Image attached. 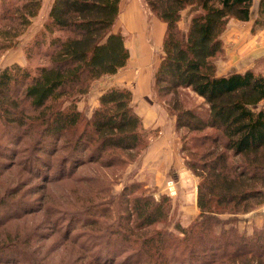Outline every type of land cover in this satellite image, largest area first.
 Wrapping results in <instances>:
<instances>
[{
    "label": "trees",
    "instance_id": "trees-1",
    "mask_svg": "<svg viewBox=\"0 0 264 264\" xmlns=\"http://www.w3.org/2000/svg\"><path fill=\"white\" fill-rule=\"evenodd\" d=\"M120 1L52 0L21 46L25 63L0 69V264H264V224L248 230L238 222L239 214L264 202L263 64L227 73L217 64L228 20H248L253 0H142L166 23L151 89L174 115L180 153L197 177L198 212L188 223L171 221L170 194L132 179L111 199L50 218L49 226L69 242L67 260L46 261L49 250L38 257L30 243L49 235L37 234V223L10 227L39 213L44 223L58 210L45 202L43 184L90 180L89 194L101 193L97 173L85 177L77 170L92 162H122L127 169L149 144L154 130L144 126L128 86L105 88L89 114L77 106L94 80L130 58L125 34L114 29ZM42 2L0 0V55L18 46ZM195 5L181 26L184 10ZM256 26L264 27V0ZM185 90L201 102L186 106ZM15 165L27 179L10 173ZM32 176L45 182H30ZM89 228H102L105 240L86 246L81 235Z\"/></svg>",
    "mask_w": 264,
    "mask_h": 264
},
{
    "label": "crops",
    "instance_id": "crops-1",
    "mask_svg": "<svg viewBox=\"0 0 264 264\" xmlns=\"http://www.w3.org/2000/svg\"><path fill=\"white\" fill-rule=\"evenodd\" d=\"M51 2L52 0H43L39 13L32 18L29 24L34 29L25 41L41 26L42 21L47 16ZM258 2L259 0H253L251 17L248 20L235 18L228 20L226 28L221 33L224 42V55L222 60L217 62L219 73L234 70L242 71L260 61L264 70V27H253ZM193 8L195 6L186 9L187 11L184 10L180 21L181 26H185L190 10ZM37 17L38 22H33ZM120 23L126 26L127 32H130L133 39L139 37V45L134 48L128 47L130 58L125 66L114 74H105L96 80L100 81L99 85L103 88L113 84L128 86L133 92L132 104L140 114L144 126L154 130L143 155L133 163L134 170H136L134 176L127 177L126 180H145L148 185H156L160 191H164L166 179L175 178L178 181V191L175 197H172L174 203L178 204L182 210L181 216L185 219L189 218L186 221L188 223L198 212L196 203L197 178L194 174L191 175L192 180L186 184L178 172L176 152L180 153L181 142L174 127L175 118L174 115L168 113L162 104L155 100L151 89V75L160 60L166 23L146 10L142 0L120 1V12L114 27L118 29ZM134 63H136L134 67V71L136 70L135 81L130 86L132 75L128 70ZM97 98L94 96L92 106L98 103ZM90 112L91 110L88 111V114ZM187 170L192 173L189 169Z\"/></svg>",
    "mask_w": 264,
    "mask_h": 264
},
{
    "label": "rangeland",
    "instance_id": "rangeland-1",
    "mask_svg": "<svg viewBox=\"0 0 264 264\" xmlns=\"http://www.w3.org/2000/svg\"><path fill=\"white\" fill-rule=\"evenodd\" d=\"M46 3V2H45ZM187 11V10H186ZM185 11V12H186ZM143 20H145L143 18ZM38 22V17L35 18L33 20V22ZM118 28L122 31L123 34H125V41H126V45L130 48H134L137 47L139 45V37H135L133 39V37H131L130 32H127V28L126 26H124L123 23H120L118 25ZM34 27L28 26L25 30L24 33L19 37L18 39V46L14 47V48H10L8 50H6L4 53H2L0 55V69L3 68L5 65H8L12 62H17L20 64H24L25 63V57H24V53L22 51V45L25 41V39L27 38V36L33 31ZM114 29H116L114 27ZM154 56H156V54L154 53ZM220 60H222V57L217 59V62H219ZM218 64V63H217ZM136 66V63H134V65L132 67L129 68L128 71H130L132 78L130 81V86H132L134 84L135 81V76L134 74V67ZM100 81L99 80H94L91 83V86L89 88V90L87 91V93H85L83 96H81V98L77 101V106L80 109H83L85 112L92 110L93 106H92V100L94 99V96H96V98L101 94V92H103V90L107 87H109L107 85V87H100ZM106 84V83H105ZM186 93L184 94V99H185V105H196L197 103L201 102V98L197 97L196 95H192V93L188 90H185ZM100 93V94H99ZM98 100V98H97ZM262 103H264V100L261 101ZM95 106V105H94ZM145 150H143L142 154L144 153ZM140 155V157H141ZM44 158L47 156H43ZM139 157V158H140ZM176 157L178 159L177 162V169L178 172L182 175V179L184 181V183L189 184L190 181L192 180V176L193 173H190L187 169V166L184 163V158L183 156H181V154L176 152ZM135 163V162H133ZM133 163H131L127 169H126V163H122V162H118V163H114V165L110 166V167H103L102 164L100 162H92V163H87L82 165L78 170H77V175H81V176H85V177H90L92 176L94 173H97L99 175V180L97 181V185L99 186V188L101 189V187H104L103 189H101V193L99 192H95L94 195H90V191L92 190V188H94L93 184L91 183L90 180H83L80 181L78 183L71 181V180H52L49 181V183H45L43 184L44 187L41 190V192H45V202H47V204L52 205V207H57L55 210V212L52 215H49L45 217V222L41 223V221L43 220L44 216H41L42 213L39 214H34L32 216H28L25 218V220H14L11 221L10 223V227L13 229L16 225H22L25 226L26 228H29L31 225L35 226L37 223V234L39 233H43V235H49L46 237H34L31 241V246L32 247H37L38 250V257H41V255L45 254L48 250L50 252V254L46 257V261L50 262V263H59L62 260H67L68 259V241H64V237H62L61 235V231H59L57 228H52L49 226L50 224V218L54 219V217H56L57 215H59V213L63 210H67L69 211H74V210H78V209H82L87 207L88 205L94 203V202H98V201H103V200H108L111 199L114 195H116V193H118L119 191H121L123 188V184L126 180V178H130L132 176H134L136 170H134L133 167ZM133 167V168H132ZM187 168V169H186ZM132 169V170H131ZM12 173V175L16 172L18 173V175L16 176V178L18 176L21 177L22 180L27 179V176L30 175L28 172L24 171L20 166L15 165L11 168L10 170ZM128 171V172H127ZM130 173V175H128ZM9 175V173H8ZM7 176V175H5ZM195 176V175H194ZM197 178V177H196ZM90 179V178H87ZM168 179H172L175 182L176 185V192L171 196V209H170V203L168 204L169 206V216L171 215V221L176 219L177 217H179L182 221V223H186V221L189 219H185L183 218V216H181L182 214V210L179 208V205L174 203V199L173 197H175V195L177 194L178 191V181H176L175 178L171 177ZM166 179V181L168 180ZM33 183H40L41 182H45L43 180H40L38 177L35 178L32 176V180H30V182ZM164 182V187H165V183ZM32 183V185H33ZM159 192H165L164 191H160ZM157 194V193H156ZM37 195V194H35ZM34 195V196H35ZM173 196V197H172ZM30 197V196H27ZM264 202L257 205L256 207L249 209L248 211H246L245 213H242L244 215H240L238 216V222L240 223V227H245L248 230H251L253 225H259L260 223L264 224ZM67 213V212H64ZM107 214V215H106ZM104 220L106 222H109L111 220V207L109 209V211L106 213ZM168 216V217H169ZM223 217H226L227 215H222ZM110 217V219H109ZM102 218V219H103ZM32 221V222H31ZM168 224V221H159L157 223L154 224V227H160ZM261 224V225H262ZM169 225L171 226V222L169 223ZM78 228L75 231H78ZM90 229V228H89ZM92 229V230H91ZM90 230H88L89 232L81 235V241L83 240L84 244L88 247L93 246L96 243H99L101 241H104L105 238L101 236V233L103 232L102 228L101 229H94L91 228ZM79 244V243H78ZM112 246V245H111ZM78 247V246H77Z\"/></svg>",
    "mask_w": 264,
    "mask_h": 264
},
{
    "label": "built area",
    "instance_id": "built-area-1",
    "mask_svg": "<svg viewBox=\"0 0 264 264\" xmlns=\"http://www.w3.org/2000/svg\"><path fill=\"white\" fill-rule=\"evenodd\" d=\"M165 192L172 195L176 192V185L172 179H168L165 183ZM264 208V207H263Z\"/></svg>",
    "mask_w": 264,
    "mask_h": 264
},
{
    "label": "water",
    "instance_id": "water-1",
    "mask_svg": "<svg viewBox=\"0 0 264 264\" xmlns=\"http://www.w3.org/2000/svg\"><path fill=\"white\" fill-rule=\"evenodd\" d=\"M197 5H195V7H196Z\"/></svg>",
    "mask_w": 264,
    "mask_h": 264
}]
</instances>
